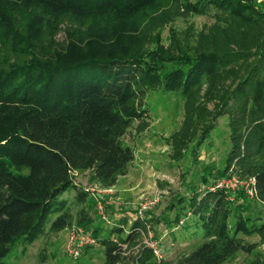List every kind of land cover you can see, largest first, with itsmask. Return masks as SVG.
<instances>
[{
	"label": "trees",
	"instance_id": "1",
	"mask_svg": "<svg viewBox=\"0 0 264 264\" xmlns=\"http://www.w3.org/2000/svg\"><path fill=\"white\" fill-rule=\"evenodd\" d=\"M161 1L0 0V42L10 47L7 55L0 52V264L16 244L21 242L26 251L48 227L68 226L73 201L62 195L75 190L80 201L88 195L76 183V172L91 170L95 180L108 186L126 173L135 154L123 137L148 115L143 99L150 89L191 94L229 62L230 55L214 51L192 53L181 46L177 53L168 51L160 36L156 47L149 48L139 16L150 15ZM174 1L185 12L209 14L215 8L246 22L264 14L256 0ZM64 23L66 40L60 43L56 34ZM249 84L240 81L235 89L244 96L243 104ZM256 85L254 101L247 106L259 122L264 80ZM254 131V152L241 154L239 161L243 172L254 176L264 200V124H256ZM228 167L214 171V163L208 165L203 181L225 175ZM246 198L237 193L229 199L223 190L193 197L188 206L206 240L177 264H224L238 250L250 251L252 245L240 234L262 231L264 221L258 223ZM185 212L181 206L165 222L182 224ZM144 221L137 218L127 232L122 225L105 233L92 228L93 236L105 243L109 264L122 260L123 244L141 235ZM78 222L87 227L91 219L84 215ZM253 264L264 261L256 258Z\"/></svg>",
	"mask_w": 264,
	"mask_h": 264
},
{
	"label": "rangeland",
	"instance_id": "2",
	"mask_svg": "<svg viewBox=\"0 0 264 264\" xmlns=\"http://www.w3.org/2000/svg\"><path fill=\"white\" fill-rule=\"evenodd\" d=\"M256 1L264 11V0ZM139 21L151 41L149 48L156 47V36H160V44L168 51L177 53L176 46L192 53L214 51L230 55L229 62L219 66L191 94L167 91L162 86L150 89L143 99L148 115L136 120L123 137L132 147L135 158L126 173L118 176L113 193H102L110 186L95 180L91 170L76 172V183L88 195L83 201L75 199L73 190L62 195L73 201V217L68 226L60 230L48 227L26 251L21 242L16 244L4 258L5 264H109L106 246L100 237L86 245L78 258L70 256L66 248L69 232L81 226L92 234V228L97 226L105 233L117 225H122L127 232L137 219L138 209L153 197H158L159 202L138 217L146 220L141 235L134 242L123 244V258L115 264H143L146 260L154 264H177L206 240L188 206L191 199L203 198L209 191H225L214 186L218 179L231 174L238 175L241 183L252 180V175L243 172L239 156L254 152L250 138L256 124H264V117L258 122L260 116L251 115L247 106L254 101L257 82L264 80V59H259L264 51L260 47L264 14L246 22L227 11L212 8L209 14L190 13L183 11L174 0H162L150 15L139 16ZM18 23H22L21 17ZM65 29L64 23L56 34L60 43L66 40ZM5 46L0 42V52L7 55L10 47ZM244 80L250 84L243 104L240 98L244 96L235 89ZM207 129L209 132H204ZM203 133L205 137H201ZM235 144L236 152L232 155ZM229 155H232L230 163ZM212 163L214 171L229 166V172L205 183L203 173ZM237 193L247 197L258 223L263 222L264 200L258 193L250 195L242 185L235 189L234 196H227L233 200ZM181 206L186 211L185 222H165L173 220ZM84 215L91 219V223L85 224L87 227L78 222ZM151 232L153 240L158 242V253L150 244ZM240 237L252 245L251 250H238L224 264H253L256 258L264 261V229L250 235L240 234Z\"/></svg>",
	"mask_w": 264,
	"mask_h": 264
},
{
	"label": "built area",
	"instance_id": "3",
	"mask_svg": "<svg viewBox=\"0 0 264 264\" xmlns=\"http://www.w3.org/2000/svg\"><path fill=\"white\" fill-rule=\"evenodd\" d=\"M242 185H245V189L250 195H254L256 192V186H255V178L252 177V180L248 183H241L240 178L236 174H231L228 177H222L218 179L217 183L215 184L214 188H221L226 191L227 194H229L231 197L234 196L235 189L241 187ZM92 190V188H89ZM88 190V189H87ZM94 191V190H92ZM114 189L113 186H110L106 189L102 190V193L104 194H111L113 193ZM159 202L158 197H153L151 199H148L145 201L142 206L138 209L136 212V217H141L143 215V211L147 210L154 205H156ZM102 209L103 206H100ZM101 213L103 214V211L101 210ZM150 236L152 238L151 246L154 249L156 253L159 252L158 249V242L153 240V233H150ZM96 241V238L89 233L84 227L79 226L78 228H72V230L69 232L68 241H67V252L70 256L74 258H78L81 255V252L83 248L86 245L93 244Z\"/></svg>",
	"mask_w": 264,
	"mask_h": 264
},
{
	"label": "crops",
	"instance_id": "4",
	"mask_svg": "<svg viewBox=\"0 0 264 264\" xmlns=\"http://www.w3.org/2000/svg\"><path fill=\"white\" fill-rule=\"evenodd\" d=\"M88 171H90V170H87V171H84V172L87 173ZM77 184L79 185L78 182H77ZM73 193H74V195H75V194H76V191L74 190Z\"/></svg>",
	"mask_w": 264,
	"mask_h": 264
}]
</instances>
